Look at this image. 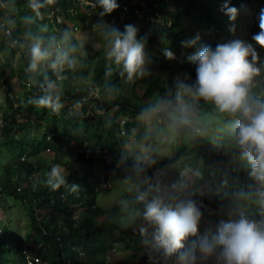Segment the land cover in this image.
<instances>
[{
  "label": "trees",
  "instance_id": "1",
  "mask_svg": "<svg viewBox=\"0 0 264 264\" xmlns=\"http://www.w3.org/2000/svg\"><path fill=\"white\" fill-rule=\"evenodd\" d=\"M3 1L8 5L13 0ZM90 1L94 7L84 3L77 5L78 19L76 21L71 19L68 10L76 6L72 0H51V3L49 0H24L22 6L28 7L35 3L41 4L43 8H57L56 13L65 16L57 24L59 32L72 30V27H76L75 31H78L77 22L87 23L89 26L95 25L96 18L106 16L111 18V22H106L107 30L112 29V33L115 30L120 35L126 33V29L117 31L116 27H120V24L117 25L116 9L110 14L104 13L98 0ZM217 1L219 0H116L120 9L123 5L126 6V9L122 10L131 18L123 19L122 28L129 25L131 21H137L134 28L136 33L142 35L139 38L144 39L145 35L148 38V41L143 44L144 54L147 58L155 60L152 69L156 70V73L146 72L136 79V82H145V87L142 86L145 90L143 96L150 94L149 92L155 88L163 92L165 83H169L174 92L176 85L172 79H175L173 74L175 72H186L192 76L194 74L197 80V64L189 60V57L200 48L197 47L198 41L194 37V31L190 32L189 26L183 29L180 25V16L195 20L204 30L210 29L213 33L219 34L225 25V16H228L227 9L231 7L223 6L221 12H218L215 7ZM232 1L245 6L251 0ZM154 4L159 5L157 10L160 19L165 24H169L167 27L169 35L163 34L158 25H152L151 19L154 15L151 9ZM169 4L173 7L172 9L168 8ZM18 6L19 9L17 10V7L15 9L17 11L8 9L10 18L8 25L12 29L9 40L15 38L18 43L11 44L0 31L2 47L8 49V63L4 64V67L10 68L11 75L16 67L22 77L19 83L22 87L21 93L14 95L10 79L4 76L6 70L0 71V89L4 92L0 106V121H2L0 141L11 144L6 145V151L10 154L15 150L18 152L14 157V167L11 162H7L0 174V201L2 196L18 199L30 217L31 230L26 234L29 240H25L26 235L6 226H0V264H8L6 255L12 249H15L19 255L17 264H28L27 256L30 259H38L39 263L34 264H106V260L99 256L103 252H108V243L105 240L108 239L114 248V245L123 239L125 233L132 232L130 226H122L112 220V214L119 211V207L108 209L97 204L95 192L89 189L93 175L88 168L98 169V166L107 160L106 158H110V165L119 163L123 170V177L149 173V163L136 161L123 151V149L131 148L130 139L140 137L143 124L142 120L138 119L136 127L138 133H134L131 130L134 127H131L130 122L122 117L126 109L138 111L140 106L133 104L128 97L123 100L118 99L117 96L106 98L108 93L97 98L94 93L95 82L98 79H107L108 75L111 76L110 79L117 81L119 75L115 74L114 67L104 62L102 58L96 57V52L88 43L78 45L72 34L75 31L69 32L61 40L60 57L56 60L54 30L50 29L38 35V30L33 26L37 18L31 17L25 8L21 9L20 5ZM67 19L73 21L66 25ZM205 38L207 39L208 35ZM193 40L196 43L188 45V42ZM36 46H39L42 52H47L48 56L37 61L35 70H32L30 67L33 63L32 49ZM78 47L84 49L85 54L76 55L77 73L69 61L68 52L73 55ZM166 50L173 53V59L165 56ZM17 52L19 57L14 67L11 63ZM256 52L258 59L255 64L264 69V48L259 46ZM93 59L96 60V64L91 69ZM99 68H102L101 74L98 72ZM90 70L92 75L89 76ZM27 82L30 84L29 87L26 86ZM50 84L54 86L52 89L48 88ZM89 87L93 88L92 92ZM262 87L249 85L250 102L264 103ZM49 92L54 98L59 97L58 111L40 107L36 103ZM72 100L78 110L85 114L88 122L84 126V132H78L73 122L74 118L69 117L68 130L75 133L74 147L64 154L60 143L63 134L57 132V127L62 124L63 115L68 113L67 104ZM197 101L199 103L205 100L197 97ZM208 102L215 104L212 101ZM161 104L166 105V108L162 110L163 113L156 114L147 106H144L143 111L152 113L157 118L160 117V124L172 129L171 136L173 140L178 141V147L175 144L172 145L176 149V156H173L170 161L182 164L180 159L188 157L193 152V156L202 162V181L215 189L230 188L232 193H229V197L193 191L189 195V199L196 207H222V213H213L216 227L213 236L216 242L207 244L208 251H204L205 241L199 239L204 230L198 221L197 232L194 235L189 234L182 241L183 246L171 254L158 242L157 231L140 232L139 236L143 240L140 244L143 245L141 246L143 249L136 245L135 249H138V252L136 255L132 254L135 257V264H222L226 257L223 254L224 247L219 244L220 229L223 224L237 222L241 217L238 211L232 209L233 207L243 203L248 197L258 199L260 203L252 208L250 218L252 222L264 229V181L251 175L252 168L240 164L239 159L242 156L245 157V150L238 143L237 128L233 132L234 146L226 147L225 139L216 131H212L207 138L198 136L197 125H200V122L194 115L178 113L180 118L171 119L166 115L171 109V103L162 102ZM152 105L154 104H151V107ZM227 117L243 119L241 114L227 113ZM44 120L52 124L53 128L32 134L33 121L39 123ZM17 125L19 127L16 128ZM107 125L110 127L109 131L106 129ZM201 125L210 127L211 123ZM212 136H217L218 145H215ZM41 152H51L53 159L60 164L61 168L69 169V172L65 174V183L59 189L53 190L48 185L47 179L35 180L37 174L39 177L42 167L29 165L27 159L31 154L32 158L33 156L39 158ZM62 156L74 160V167H66L61 161ZM21 164H25L24 170L19 169ZM52 167L53 165L48 166L49 174ZM85 168H87L86 171H84ZM74 187L75 191L72 190ZM140 197L141 195L134 191L124 194L126 205L130 209L140 210L144 217L145 205L150 201L141 200ZM48 209L50 211L40 212V210ZM138 226V228L134 227L135 230L142 229L141 225ZM3 236L8 238L6 240L8 242L4 241ZM30 241L33 244H29ZM130 241L134 239L131 238ZM197 241L203 250L196 248ZM146 243L148 247L144 246ZM73 246H82L83 255H78ZM116 264H132V261L120 260Z\"/></svg>",
  "mask_w": 264,
  "mask_h": 264
},
{
  "label": "rangeland",
  "instance_id": "2",
  "mask_svg": "<svg viewBox=\"0 0 264 264\" xmlns=\"http://www.w3.org/2000/svg\"><path fill=\"white\" fill-rule=\"evenodd\" d=\"M24 0H15L13 3V7L17 6V10L19 9L18 4H20V8H25L28 12V15L33 18H37V22H34L33 26L38 30V35L45 33L51 28V21L50 17H48L49 9L47 8H39L33 9L32 6H22ZM2 1L0 0V6L2 5ZM259 6V0H253L251 5H249L246 10L241 13V15L237 16L235 20L229 19L225 22V25L222 31L214 36L215 43L223 44L230 42L232 40H242L246 43H250L253 47L257 44L255 41L252 40L251 33L247 34L246 30L247 25L250 19L257 14L259 11L255 9V5ZM159 5L154 4L153 8L151 9L154 18L151 19L152 25L156 24L159 26V30L163 31V34L169 35L168 26L169 24H165L164 21L160 19V14L157 10ZM55 10L57 8L51 7ZM15 10V11H17ZM118 10V13H117ZM1 15V12H0ZM71 19L77 20L78 16L76 13H71ZM125 13L122 9H116V18H117V25L120 27H116L117 31L122 29V22L124 19ZM73 20L67 19L66 25ZM95 25H88L87 23L77 22L78 31L73 32L72 30H64L62 32H58V36H64L65 31L67 33L73 32V36L77 41L78 45H84L88 43L96 52V57L102 58L104 62L111 64L114 67L115 74L119 75L117 77V81H113L111 76L108 75L107 79H98L95 82V90L94 93L96 96L103 97L106 93H108V97L106 98H113L114 96L119 97L118 99L123 100V98L128 97L131 99L133 104L143 106L146 104L148 108L152 111L155 109L157 113H161V110L166 108V105H162V102L168 103L173 96L176 97V101L171 104V111L168 116L171 119H178V111L185 115H194L196 120H198L200 125H197L198 128V136H202L203 138H207L208 135L212 131H216L219 133V136L225 139L226 147H230L231 145L234 146L235 139L233 137L234 129L236 128V124L238 121H241L242 118L236 119H228L227 112H221L215 104H211L208 101L199 102L193 95V91L189 90L184 85V77L180 76L178 72L173 73L175 79L174 81H178L179 85L174 92H172L169 83L163 84L164 90L163 92L158 91V88L152 89L150 94H146L143 96L145 90L142 88L145 82H136V79L139 76H135L132 80H129L127 77V73L124 71L123 65H118L114 59L108 57V52L110 51L111 47L113 46L115 36L111 30L106 29V22H111L110 17H100L94 20ZM180 25H182L183 29H186L187 26L190 28V32H199L204 30L201 27V24L195 20L188 19L184 16H180ZM58 29V27L56 26ZM59 30V29H58ZM55 36V35H54ZM56 37V36H55ZM136 39L143 44L148 41L147 36L145 35L144 39H140L139 36L136 35ZM27 49V48H26ZM85 54L84 49L78 47V50L74 52L73 55H69V61L75 71L78 73V61L76 55H83ZM8 49L2 47V41H0V71L6 70L5 75L7 76L6 79H10L12 83V89L14 95H18L21 93L22 87L19 86L20 80L22 79L21 75L17 72L15 67V62H17V58L19 57V53L15 54L14 61L11 63L12 66L15 67V71L11 75L10 68L4 67V64L8 63L7 60ZM145 56V64H144V74L146 72H150L151 74H155L156 70L152 69L153 63H155L154 59L147 58ZM149 59V64H147V60ZM96 60L93 59L91 61V69L95 66ZM18 67V66H17ZM259 74L254 76L251 81V84L259 85L260 87L264 88V69L258 68ZM99 74L102 73V68L98 69ZM91 70L89 72V76L91 74ZM191 79V86L193 88L197 87L196 81ZM109 81V82H108ZM108 82V85H107ZM175 84H178L174 82ZM145 87V86H144ZM5 89V88H4ZM3 89H0V106L1 101L3 99ZM113 94V95H112ZM116 94V95H115ZM123 95V96H122ZM151 104L152 105L151 107ZM68 113L63 115V121L60 126L57 127V132L63 134L60 143L62 145V150L64 154L71 151L74 147L72 144L69 143V139H74L75 133L73 131L68 130V126L70 124L69 117H73V122L75 123L76 130L78 132H84V126L87 124L86 116L83 112L78 110L74 101H70L67 104ZM201 115V116H200ZM123 119H126L128 122L137 123L138 119L142 120L143 124V132L140 135L136 143L134 150L131 152V148H127L126 151L129 156H131L136 161L148 162L151 166V170L154 167H158L163 170L164 174L158 175L157 180L150 179L149 174H139L135 176H126L123 177V170L119 163H114L111 165V173L107 175V187L103 188L101 185L97 184L98 191L95 192L97 197V204L103 208H112V207H119V211H116L112 214V220H115L122 226H130V231L132 233H125L124 237L121 241L117 242L113 246L111 242L105 240L108 243V252H103V254H99V256L106 260V264H116L120 260H124L126 262L132 261V264H135V257L138 252L136 245H139L140 249H143V245L140 244L141 237L139 236L140 232L144 231H157L156 225L147 221L141 214L140 210H133L130 209L124 200V194L130 191L138 192L141 196L145 197V200H149L150 202L154 199H158L162 202L164 206H169L175 208L177 205L183 204L187 206L191 203L193 206L194 204L188 200V193L189 190H192L195 193H215L220 196L229 197V193H232L230 188L223 187L221 189H215L206 184V182L202 181V162L197 160L195 156H193V152L189 154L188 157H182L180 159V163L178 162L173 163L170 160L173 156H176V149L172 146L173 144L178 147V141L173 140L171 136V128L167 127L166 125H161L160 121L157 120L156 116L152 113H145L142 109L138 111H134L133 109L127 110L124 113ZM211 123L210 127H203L201 124H208ZM19 125L16 126V128ZM107 131H109L110 127L106 126ZM53 125L48 124L45 120L39 123L33 121L32 123V134H38L43 131H48L52 129ZM132 132L138 133L136 126L132 128ZM77 132V134H78ZM212 140L215 142V145H218L216 139L217 136H212ZM13 139V138H12ZM161 141H164L162 144H159ZM2 142L0 146V174L3 172L4 164L7 162H11L13 165L14 157L18 153L16 150L14 152H7L6 145L8 142ZM146 143H148L151 147H146ZM11 145V144H8ZM110 161V158H106ZM190 160V161H189ZM62 163L66 167H74V160L69 159L67 156L61 157ZM189 161V162H188ZM241 165H246L251 168V165L247 158L244 156L240 157L239 159ZM29 165H39L42 168L38 174L36 175L37 180L47 179L49 177L48 166L49 165H59L53 159L51 152H41L39 154V158L36 156H29L27 159ZM107 164V162H106ZM176 164V166H174ZM194 164V165H193ZM25 164L19 165V169L24 170ZM14 167V165H13ZM64 169V168H63ZM91 175H93L92 184L96 185L98 181L99 184L104 183L103 179L98 178L96 180L95 176L99 177L101 174L102 166L97 168H88ZM87 168L84 169L86 171ZM66 174V169H64ZM182 173V174H181ZM48 176V177H47ZM47 177V178H46ZM92 188V187H91ZM260 201L256 198H245V201L238 206L233 207V210H236L240 213L241 216L247 218L251 221L250 214L252 208L258 205ZM196 211L199 213L198 221L202 226H204V235H201L199 239L201 241L209 240L211 244L214 243V225L213 219L210 221V216L215 213L219 212L222 213V207H207V210L202 208H195ZM48 210H40V212H48ZM141 225V230H135V225ZM0 226H6L10 229H13L15 232L21 233L22 235H26L31 230L30 224V217L25 212L24 205L12 196H2L0 201ZM4 241L8 242L7 237L3 236ZM25 240H29V236L26 235ZM134 239V241H130V239ZM29 244H33L31 241ZM16 246V245H15ZM145 247L147 246L144 245ZM196 246L199 250H203L201 244L199 245L196 242ZM132 250V251H130ZM133 254V255H132ZM7 259L8 264H17L19 255L17 254L15 249H12L10 252H7ZM39 263V262H37ZM42 264V263H40Z\"/></svg>",
  "mask_w": 264,
  "mask_h": 264
},
{
  "label": "clouds",
  "instance_id": "3",
  "mask_svg": "<svg viewBox=\"0 0 264 264\" xmlns=\"http://www.w3.org/2000/svg\"><path fill=\"white\" fill-rule=\"evenodd\" d=\"M1 1L3 4L0 6V18L2 16L5 17V26L10 28L12 34V29L8 25L10 23L8 9H16L17 6L13 7V2L15 0H13L8 5L3 0ZM252 1L253 0H251L245 6H241L232 0H219L215 3V7L218 12H221L223 6L231 7L227 9L228 16H225L224 21L226 22L229 19L235 20L237 16L241 15V13H243L246 8L251 5ZM88 2L91 1L72 0V3H74L76 6L70 7L68 9L69 15H71V13H78V4L82 5V3H84L85 5H90ZM98 2L103 8L104 13L110 14L118 8L116 0H98ZM49 3H51V0H49ZM259 3L260 9L257 4L254 6L259 12L250 19L247 29H245L248 35L249 32L251 33L252 40L255 41L257 46L255 45L253 47L252 44L246 43L239 39L217 45L214 41V36L218 34L213 33L212 30L206 29L200 31V33L194 32V37L198 41L197 47L200 49H197V52L189 57V60L194 61L197 64V80L195 79L194 74L192 76L190 73L186 72L178 73L180 76L184 77V85L189 90L193 91V95L196 99L199 97L205 101L214 102L221 112H227L233 115L241 114L243 116V119L238 121L236 124V128L238 129V143L245 150L244 155L252 168L251 175L260 181H264V103H260L259 101L250 102L248 98L249 85H254L251 84V81L254 76L259 74L258 68H261L255 64L258 59V54L256 51L259 46L264 48V0H259ZM32 7L34 10L38 9V7L41 9L43 8L41 4L37 5L35 3H33ZM168 8L172 9L173 7L169 4ZM122 9L125 10L126 6L123 5ZM48 17H50L51 28H53L54 35L56 36L55 48L56 60H58L60 57V42L69 33L65 31V35L59 37V30L56 28L57 24L62 21L65 16L58 15L56 10L51 8L49 9ZM124 18L127 20L131 19L126 13ZM136 23L137 21H131L129 25L123 26L122 30L126 29V33L123 35L117 34L115 30L113 31L115 39L113 46L108 52L109 58L114 59L118 65H123L124 71L127 73L129 80H132L137 75L144 74V45L142 42H138L136 39V35L142 36L141 34L136 33V29L134 28ZM72 31H75L73 27ZM201 33L204 34L201 35ZM11 34L8 37H6L4 34L3 36L9 40ZM206 35H208L207 39L205 38ZM12 40L13 39L9 40L10 43ZM195 43V40L189 41L188 45ZM164 54L168 59H173V53L171 51L166 50ZM32 55L33 63L30 67L32 70H35L36 62L47 58L48 53L42 52L40 47L36 46L32 49ZM190 78L196 81V88L191 86ZM175 82L178 83L175 84L176 88H178L179 82ZM53 87L54 86L51 84L48 86L49 89H52ZM11 97L14 96L11 95ZM96 97L99 98L98 96ZM173 97L169 101L171 104L176 101V97ZM58 100L59 97L54 98L49 92L36 103L40 107L51 108L53 111H58L60 108ZM144 106H146V104H143L142 107L140 106L139 110H143ZM157 110L159 109H155L153 112L159 114L157 113ZM170 111L166 113V115H168ZM178 112L181 113L180 111ZM161 113H163L162 110ZM178 118H180V114H178ZM157 120L161 121V118L158 117ZM137 125L138 122L136 124L130 122L131 127H137ZM130 141L132 142V152L137 145L134 142L137 140L132 138ZM68 144L74 145V140L70 139ZM145 145L146 147H151L148 143ZM100 166H102L101 174L99 177L95 176V178L96 180L98 178L103 179L104 183L99 184L97 181L95 185L91 182L89 189L94 192L98 191L97 184L101 185L103 188L107 187V175L111 173L110 161H104L98 166V168ZM64 169H66V173L69 172V169ZM64 169L59 165L53 166L51 168L47 183L53 190L59 189L60 186L65 183ZM147 174L150 175V179L157 180L158 175H162L164 172L158 167H154V169L151 170L150 166V171ZM72 190L75 191V187ZM190 193H192V190H189L188 193V200L192 202L189 199ZM140 199L144 200L145 197L141 196ZM195 208L200 207H196L195 205L193 206L191 203H189L187 206L180 204L175 208L164 206L158 199H154L151 202L146 203L144 218L150 223L156 225V238L158 242L165 247L169 254L181 248L183 246L182 241L189 234L194 235L197 232L199 213ZM202 209L207 210V207ZM212 219L213 214L210 216V221H212ZM138 225L139 224H137L135 227L138 228ZM213 225L214 230H216L215 220H213ZM204 234L205 232L202 235ZM215 242L216 240L214 238L213 244H215ZM197 243L200 245L198 241ZM205 244L204 251H208L207 244L211 245V243L209 240H205ZM219 244L224 247L223 254L226 257V259L221 262L222 264H264V229L259 227L255 222L249 221L243 216H241L237 222L223 224L220 229ZM73 247L78 252V255H83L84 249L82 246Z\"/></svg>",
  "mask_w": 264,
  "mask_h": 264
},
{
  "label": "built area",
  "instance_id": "4",
  "mask_svg": "<svg viewBox=\"0 0 264 264\" xmlns=\"http://www.w3.org/2000/svg\"><path fill=\"white\" fill-rule=\"evenodd\" d=\"M88 4L94 6V4L92 2H88ZM57 19L59 20L58 17H57ZM0 29H1L2 33L6 37H8L11 34L10 28H8V27L5 26V17H3V16L0 18ZM73 29H77V28L76 27H73ZM17 42L18 41L16 39H13L11 43L14 44V43H17ZM27 86H29V83H27ZM89 88H90V92H92L93 91V88L92 87H89ZM26 258H27V263L28 264H34V263L39 262L37 258L30 259L28 256Z\"/></svg>",
  "mask_w": 264,
  "mask_h": 264
},
{
  "label": "crops",
  "instance_id": "5",
  "mask_svg": "<svg viewBox=\"0 0 264 264\" xmlns=\"http://www.w3.org/2000/svg\"><path fill=\"white\" fill-rule=\"evenodd\" d=\"M16 95V94H15ZM0 123H2V121H0Z\"/></svg>",
  "mask_w": 264,
  "mask_h": 264
}]
</instances>
